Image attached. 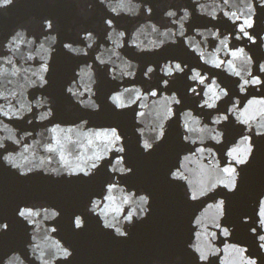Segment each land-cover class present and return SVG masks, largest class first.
<instances>
[{
  "label": "clouds",
  "instance_id": "clouds-1",
  "mask_svg": "<svg viewBox=\"0 0 264 264\" xmlns=\"http://www.w3.org/2000/svg\"><path fill=\"white\" fill-rule=\"evenodd\" d=\"M70 2L76 17L85 19L101 5V20L74 19L72 38H62L55 15H30L0 33V167L17 177L68 181H86L104 169L102 186L72 212V229L80 232L95 218L114 237L128 238L131 227L152 212L153 201L149 189L125 179L136 171L129 142L134 139L147 156L167 141L172 123L181 147L166 166L167 179L182 184L184 198L196 205L185 225L183 252L191 264H262L264 187L247 191L248 207L239 218L251 240L236 236L228 206L230 196L245 194L246 170L264 138V56L254 55L257 46L264 52V30L256 27L258 21L264 25V0ZM18 3L0 0V15ZM194 15L210 22L193 24ZM121 16L131 25L117 24ZM170 45H180L184 54L144 61ZM61 49L76 58L63 87L68 108L96 113L107 104L131 117V132L116 121L56 117V101L44 89ZM101 74L113 82L104 94ZM177 77L185 81L183 89L170 87ZM13 121L37 127L21 129ZM227 124L238 129L231 138ZM12 210L27 238L22 248L0 253V264H75L76 249L61 235L62 206L24 199ZM8 229L9 219L0 215V233ZM150 264L186 261L177 254L153 257Z\"/></svg>",
  "mask_w": 264,
  "mask_h": 264
},
{
  "label": "water",
  "instance_id": "water-1",
  "mask_svg": "<svg viewBox=\"0 0 264 264\" xmlns=\"http://www.w3.org/2000/svg\"><path fill=\"white\" fill-rule=\"evenodd\" d=\"M95 7L96 14L92 18L85 19L76 17V6L70 0H59L56 5L49 4L47 0H19L7 15H0V33L7 32L30 15L37 18L43 15H55L60 21L62 38H72L75 33L69 32L68 29L73 26L74 19L85 24L91 23L92 20H101L99 13L103 11V7L101 5ZM154 14L159 15V10ZM115 19L117 24L123 22L128 26L133 22L124 16ZM209 22L203 17L193 16V24ZM256 27L264 30V25L259 21ZM125 51L132 54L131 49ZM182 54L184 53L180 45H170L158 53L145 55L143 59L145 62H156L165 56ZM254 55L264 56V52H261L257 46L254 48ZM75 63L76 58L69 56L62 49L56 54L54 66L49 74L50 83L44 89L56 101V117L70 120L79 115L88 116L93 123L116 121L126 131L131 132V117L127 113L114 112L107 104L102 103L100 112L96 113L80 110L75 105L71 109L68 108L71 101L64 94L63 87ZM112 84V81L101 74V94L111 88ZM184 86L185 81L181 77H177L170 85L176 89H183ZM34 93L35 90L31 94ZM185 102H192L191 98L185 97ZM13 123L21 129L37 127V125H26L23 121H13ZM170 128L167 141L147 156L139 152L134 139L129 142V158L135 164L136 171L125 179L131 184L149 189L153 193V201L152 212L145 220L131 227L128 238L114 237L110 231L100 228L95 218H89L87 227L80 232H74L72 229V212L82 209L88 196L102 186L103 180L107 177L104 169H99L94 177L86 181H68L53 180L38 174L17 177L7 168L0 167V215L9 219L8 231L0 233V253L6 255L13 248H22L27 238L24 224L15 219L13 206L24 199H44L63 208V215L59 220L61 235L76 249L75 264H150L153 257L177 254H184L186 264H191V258L183 252L182 241L186 222L196 205L184 198L182 184L167 179L166 166L174 152L181 147L174 124L170 123ZM225 128L227 138L233 137L238 132V129L231 124L225 125ZM257 187H264V138L258 145L254 162L246 170L245 194L229 197L228 219L238 225L236 236L245 241L251 240V237L247 232V225L239 224V218L248 207L247 191H255ZM220 255L222 256L223 253ZM261 262L264 264V256L261 257Z\"/></svg>",
  "mask_w": 264,
  "mask_h": 264
}]
</instances>
